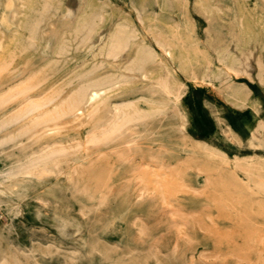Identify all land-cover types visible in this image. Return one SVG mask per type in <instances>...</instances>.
Here are the masks:
<instances>
[{
    "label": "rangeland",
    "instance_id": "obj_1",
    "mask_svg": "<svg viewBox=\"0 0 264 264\" xmlns=\"http://www.w3.org/2000/svg\"><path fill=\"white\" fill-rule=\"evenodd\" d=\"M0 194V264H264V0H0Z\"/></svg>",
    "mask_w": 264,
    "mask_h": 264
},
{
    "label": "bare ground",
    "instance_id": "obj_2",
    "mask_svg": "<svg viewBox=\"0 0 264 264\" xmlns=\"http://www.w3.org/2000/svg\"><path fill=\"white\" fill-rule=\"evenodd\" d=\"M9 3V2H8ZM11 4V3H10ZM155 6V5H154ZM153 6V7H154ZM134 10V9H133ZM141 10V9H140ZM136 12V11H135ZM141 13V12H140ZM138 14V13H137ZM138 16V15H137ZM180 18V17H179ZM95 19V18H94ZM100 19V18H99ZM121 29V28H120ZM127 29V28H126ZM132 31V30H131ZM126 32V30H125ZM135 32V31H134ZM146 35V34H145ZM128 40V36L126 34H124L122 31H116L114 32L108 39L107 42V52L109 54L115 55L119 52V50L127 43ZM90 42V41H89ZM94 42V41H93ZM153 43V42H152ZM153 46V45H152ZM152 48V47H151ZM156 48V47H155ZM256 50V49H255ZM252 55V54H251ZM107 57V56H106ZM105 57V59H106ZM141 57H143V55H139V58L141 59ZM112 58V56H111ZM116 58V57H115ZM241 58V57H240ZM73 60V59H72ZM244 64H242L243 66ZM245 67V66H243ZM97 68V67H96ZM136 72V71H135ZM87 74V73H86ZM85 74V75H86ZM234 74H238L237 71H234ZM232 75V74H231ZM102 77V76H101ZM237 77V76H236ZM241 77V76H240ZM78 78V77H77ZM247 80V77H244ZM230 79V78H229ZM73 80V79H72ZM256 80V79H254ZM195 81V80H193ZM227 81V80H226ZM250 83V82H249ZM208 84V83H207ZM208 86V85H207ZM211 89L215 90V91H221L223 90V87H216L213 84H210ZM31 88V85L29 84H25L24 86H22L20 89H18L17 91H15L14 93L10 94L7 97H4L1 99V101H5L10 99L11 97H13L14 95H21L24 96L26 94V92ZM45 91V90H44ZM186 91V90H185ZM101 92V89L99 88V85L96 83H92V84H85L82 86H79L78 88L75 89V91L68 96L66 99L62 100L60 102V105H58L57 109H54L52 112H47L46 110H43L40 116V119L42 120H48L51 119V117L56 116V114L59 113H71V114H76V113H82L83 110L85 109L84 103L88 100H92L95 97H97ZM261 92V91H260ZM232 94V93H231ZM170 95V94H169ZM260 96V95H259ZM54 98H49L46 99L44 101H39V102H30L28 103L25 107V109H23V111L19 114V116H23V115H27L30 114L34 111L37 110H41L43 108H45L49 103L53 102ZM177 100V99H176ZM26 100H24L25 102ZM220 101V100H219ZM223 102V101H222ZM4 103V102H3ZM125 103V102H124ZM224 104V103H223ZM203 106V105H202ZM21 109V108H20ZM116 110V109H115ZM261 112V111H260ZM207 115V114H206ZM18 116V117H19ZM66 116V115H65ZM63 117V116H62ZM259 122V121H258ZM261 123V122H260ZM263 124V123H261ZM5 126V125H4ZM259 127V126H258ZM226 128V127H225ZM262 128V126H261ZM260 129V128H258ZM257 129V130H258ZM261 131V129H260ZM257 132V131H256ZM251 138V135H249ZM258 136V135H257ZM257 139V138H256ZM249 140H255V139H249ZM259 142V140H257ZM7 142V141H6ZM255 142V141H254ZM249 143V142H248ZM260 143V142H259ZM2 144V143H1ZM203 144V143H202ZM242 144V143H241ZM244 144V143H243ZM246 144V143H245ZM256 144V142H255ZM262 145V142L260 143ZM248 145V144H247ZM204 146V145H203ZM258 146V145H257ZM256 146V147H257ZM207 147V146H206ZM246 147V146H243ZM251 147V146H250ZM255 147V148H256ZM263 147V146H262ZM209 148V147H208ZM253 148V147H252ZM210 149V148H209ZM256 151V150H255ZM208 152V151H206ZM223 155V154H222ZM251 159V158H250ZM83 161V160H82ZM35 163V162H34ZM245 163V162H244ZM36 165V164H35ZM34 166V165H33ZM233 166V165H232ZM254 166V164H253ZM238 168V167H237ZM41 169V168H40ZM241 171V170H240ZM10 172V171H9ZM243 172V171H242ZM249 172V171H248ZM5 173V172H4ZM245 173V172H243ZM52 174V173H51ZM3 175V174H2ZM22 175V174H21ZM20 175V176H21ZM45 175V174H44ZM22 176H25L24 174ZM30 176V175H29ZM15 177V176H14ZM33 177V176H31ZM256 185V184H255ZM261 188V187H260ZM4 193V192H3ZM1 195V194H0ZM8 195V194H7ZM12 195V194H11ZM10 195V196H11ZM25 200V199H24ZM2 204V203H1ZM8 213V212H7ZM18 214V213H17ZM67 214V213H66ZM80 214V213H79ZM13 217V216H12ZM84 217V216H83ZM82 217V218H83ZM59 218V217H57ZM69 219V218H68ZM65 222V221H64ZM15 235V234H14ZM31 245V242H29ZM10 244V243H9ZM10 246V245H9ZM12 246V245H11ZM10 248H13L11 247ZM17 247V246H16ZM173 247V246H172ZM54 248V247H53ZM14 249V248H13ZM26 249V248H25ZM16 250V248H15ZM57 251V250H56ZM21 252V251H20ZM22 253V252H21ZM28 253V252H27ZM26 253V254H27ZM35 253V252H34ZM23 254V253H22ZM25 254V253H24ZM75 254V252H74ZM70 255L72 256V254L70 253ZM24 256V255H23ZM67 259V258H66ZM2 260V258H1ZM23 260V259H22ZM5 259L2 261L4 262ZM1 262V261H0ZM190 262V261H189ZM5 263V262H4ZM187 264V263H186Z\"/></svg>",
    "mask_w": 264,
    "mask_h": 264
}]
</instances>
